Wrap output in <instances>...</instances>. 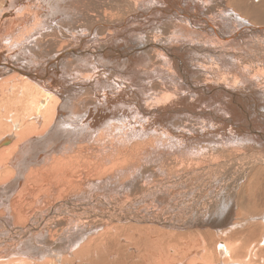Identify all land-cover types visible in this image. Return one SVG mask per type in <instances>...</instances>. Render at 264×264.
<instances>
[{
    "label": "bare ground",
    "instance_id": "1",
    "mask_svg": "<svg viewBox=\"0 0 264 264\" xmlns=\"http://www.w3.org/2000/svg\"><path fill=\"white\" fill-rule=\"evenodd\" d=\"M1 1L0 264H164L170 245L208 264L240 257L234 236L205 235L201 244L190 241L192 228L164 232L155 223L166 219L149 217L135 200L162 198L167 184L190 182L194 167L250 150L239 116L206 111L209 101H221L214 84L239 101L237 88L226 87L225 66L249 81L263 77L264 0ZM240 60L259 66L253 77ZM147 71L159 93L142 77ZM207 116L221 126L203 135L183 128ZM257 117L260 132L249 129L263 143L264 114ZM214 138L239 144L221 148ZM249 157L236 158L232 182L260 185L262 199L264 150L260 164ZM129 219L156 227H123ZM179 239L193 250L182 252Z\"/></svg>",
    "mask_w": 264,
    "mask_h": 264
},
{
    "label": "rangeland",
    "instance_id": "2",
    "mask_svg": "<svg viewBox=\"0 0 264 264\" xmlns=\"http://www.w3.org/2000/svg\"><path fill=\"white\" fill-rule=\"evenodd\" d=\"M225 1L222 4V6H224V5L226 6ZM1 2L2 1L0 0V7L4 6V4H1ZM261 5H263V4H259V6H261ZM233 12L234 11H232V9H230L229 15H233ZM234 27L235 26H232V28H234ZM256 27H262V26H256ZM260 39H264V37L260 35ZM246 60H243V61L240 60L241 62H239V63H241V66H242L243 64L248 62L249 67H247V68H248V71L250 73V77H253L254 74H252V72L254 73L255 71H258L257 68L259 66L256 67L255 66L256 64L249 62L250 60H248V61H246ZM226 64H229V62ZM232 69L234 70V68L225 66L222 69V72H223L222 74H224L226 72V74H224V75L227 76V81L229 82L228 85H226V87L228 88V91L234 93L235 92L234 90H236V88H237L236 92L237 93L240 92V94H239L240 96L239 97L236 96V98H239V101L237 100L238 103H235V101H233V98L228 93L218 92L217 87H218V89H221V88H224L223 86H217L214 84V87H215L214 92H217L215 94L220 95V100L222 102L221 101H218V102L215 101L216 100V97H215L213 100L209 101V105H208L209 107H207L209 110H207L206 112H209V111L212 112L213 111L214 115H216L215 118H221V119H223V118L227 119L228 118V120L232 118L230 115L239 116L240 119L238 118L239 120L237 121V123H241V127H243L242 131L243 132L245 131L244 133L247 132L246 135H244L243 137L246 139H251V138L253 139L250 142H248V144H247V142H245L243 144L244 146L246 145L245 147L249 148L250 150H248V152H242L237 156L233 155L231 157L221 158V159H218V160L213 161V162L210 161L209 163L202 165V167H198V168L194 167L196 176L190 177V182H187L185 184H173V183L167 184V188L164 187L165 190H163V193L165 192V194L162 198H158L157 200H152V199L143 200L139 197L138 199L135 200V204H136V208L138 210H144V209L146 210L147 208H150L149 214H152L153 216H149V217H161V216L164 217L166 219V222L160 223L162 225L155 223L156 225L161 227L162 229H160V230H162L164 232H172V233L179 234V235H186L193 230V232L191 233V236L189 237L190 241H193V242H194V240L196 242L199 239L200 243L203 244L204 239H207V238H205V235H206V237H207V235L212 237L211 238L212 241L213 240L216 241L217 239H220L221 236L223 239H225L226 236H223V234H230L231 238L233 236L234 237L236 236L235 238L233 237V239H232L233 241L232 240L231 241L232 242L236 241L238 243L240 242L241 245H243V246L240 245L241 247L238 248L240 251V257H235L232 260V258H229V256H228L227 257L228 260L227 259L225 260L223 258V259H220L219 261L215 262V264H240L243 261H244L243 264H264V244L262 243V242H264V198L259 199L260 198V185L249 186L250 188L249 187L247 188V186L249 185V184L248 185L246 184V182H248L247 180L243 181L241 185H237V184L232 182L234 180L233 176L235 175V172H234L235 165H236L235 162H236V158L238 156L240 159L247 156V155L250 156L249 157L250 159H252L253 157L258 158L257 161L260 164V151L264 150V145H263L264 142L263 143H260V142L256 143V140L260 138V134L259 135L258 134L253 135L249 129V125H250V128L257 130L256 132H260L259 131L260 127H262L261 125L263 124V123L260 124V119L257 116L259 115V113L264 114V91H263L264 90V75H262L263 77H261V75H260L258 77V80L256 78L258 75L254 76L255 80L249 81L248 77L240 76L239 75L240 73L238 74V71H237V73L235 71H233L234 73H232ZM230 74H232L233 77ZM236 74H237V77H236ZM153 76L154 75L151 74V71H147L146 74L143 75L142 77H144L146 80L151 81L150 88H151V91L153 93H159V91H160L159 85L161 86V83L159 82V80L156 79V76H154V77ZM202 76L203 75L200 74L197 78V80H198L197 83H198L199 87H202V85H203V82H202L203 77ZM214 77H216V76H214ZM211 79H214V78L212 77ZM216 80H217V78H215V81ZM233 80H234V82L236 80L238 82V80H239L236 87H233V84H234ZM200 84H202V85H200ZM246 85H247V89H246ZM244 86H245V88H243ZM241 88H242L243 92L241 91ZM251 90H253V91H251ZM241 95H244V96L247 95L248 97L245 96L247 98L246 99L244 96H241ZM241 97L245 98L246 102H245V99H243ZM212 101H213V103H212ZM249 103H251V104H249ZM228 108H229V110H228ZM236 109H239L238 112L240 110H243V111H240L239 115H238V112L236 111ZM214 111H216V112H214ZM249 111H250V113H249ZM223 112H225V113H223ZM207 117H208L207 119H200V120L198 119V120H196L197 122L192 121V122H188L187 124L182 122L183 128L187 131H190V127H195L194 131L195 132L200 131L199 133L201 135H203V133H205L207 131L213 132V129L215 128L216 125L219 127L221 126V122L218 123L219 120H216L214 118L212 119L209 116H207ZM256 124L259 125V128L256 127L257 126ZM188 125H189V127H187ZM200 127H202V128H200ZM211 136H214V135L211 134ZM232 136H234V135H232ZM231 139L233 140V138H231ZM225 140H226L225 144H227L225 148H227V147L229 148L231 146L234 147L235 144H239V143H235L234 141H232L230 139H225ZM222 141L223 140H221L220 138H214V141L212 143L217 144V145L219 144V146H221V148H222L225 145L224 141H223V143H222ZM227 141H228V143H227ZM216 142H218V143H216ZM206 144L207 143L204 144V142H203V146H206V147L214 146V144H209V145L208 144L206 145ZM249 144H251V145L249 146ZM232 158H233V160H232ZM225 163L229 164V166L228 167H222V165H224ZM217 164H219V165H217ZM259 164H258V166H259L258 170L260 173V168L262 169V166H260V165H264V163H261L260 165ZM221 167H222V169H221ZM141 168H143V167H141ZM141 168H140V170H141ZM263 168H264V166H263ZM191 170H193V169H191ZM141 172H144V171H141ZM188 172H190V169L182 170V175L186 176V174ZM217 173H218V175H217ZM214 174H215V177H214ZM250 174L253 175L252 172ZM208 178H210V179H208ZM187 179H189V178H187ZM208 182H210V183H208ZM256 187H257V189H255ZM245 197H246V199H245ZM154 205L155 206L158 205V208L156 210H153V208L155 207ZM196 218H197V220H196ZM172 219L175 221H178L179 223L178 222L177 223L179 225L178 224H171L172 222H170V220H172ZM192 220H195L197 222L194 223V222H192ZM209 220L211 221L210 224L212 225V227H210V225H209V226H206L205 228H203V223H205V222L207 223V222H209ZM223 222H225V223L223 224ZM185 223L190 225V226L191 225L193 226L195 224L196 225L194 227L185 228V226H184ZM250 223H252V224H250ZM122 224H124V223H120L118 225L122 226ZM125 224H128V225H125L123 227H128V226L133 227L135 225L133 228L134 229H142V232H144L145 229H147V228L148 229L151 228L150 230H153L154 227H156L155 224H153L147 220L146 221L142 220L141 222L138 223L136 221H133V219H129L127 221V223H125ZM164 224H165L164 227L165 228L168 227L170 230L169 229L164 230V228H163ZM140 225H142V226H140ZM197 225H199V226H197ZM191 228H192V230H191ZM216 228H217V230H216ZM233 229H235V230L233 231ZM194 230H196V231H194ZM221 233H222V235H221ZM219 234H220V236H219ZM260 235H261V237H260ZM216 237H217V239H216ZM236 238H238V240ZM166 241L168 243H170L171 238L169 236H166ZM221 242H222V240H220V243ZM260 242H261V245H260ZM177 244H180L179 247H181L182 252L185 251L187 248H191V251L194 248L193 245H191L190 247L184 246L183 243L180 241V239H179V241H176V245ZM253 244H256V245L253 246ZM205 246H206V243H205ZM256 246H257V248H256ZM172 247H174V245H170L169 249L166 250V253H167L166 254V262H164V264H175V263L176 264H197V262H198V264H199V262H200V264H202V263L208 264L207 262H204V261L202 262V259H200L199 256L196 257L193 254H191V256L187 255L185 257V254H178V252H176L177 248L174 249ZM260 247L263 248L262 252L259 251ZM253 248H254L255 252L253 251ZM170 250H171V252H170ZM169 255H170V257H172V258H170L171 260L170 259L167 260V256H169ZM234 260L237 262H235ZM238 260L240 261V263H238L239 262ZM193 262H195V263H193Z\"/></svg>",
    "mask_w": 264,
    "mask_h": 264
}]
</instances>
